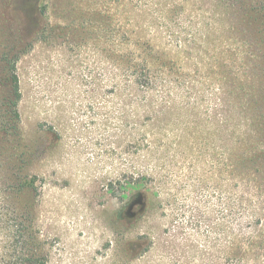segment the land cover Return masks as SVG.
Returning <instances> with one entry per match:
<instances>
[{
    "label": "rangeland",
    "instance_id": "1",
    "mask_svg": "<svg viewBox=\"0 0 264 264\" xmlns=\"http://www.w3.org/2000/svg\"><path fill=\"white\" fill-rule=\"evenodd\" d=\"M0 264H264V0H0Z\"/></svg>",
    "mask_w": 264,
    "mask_h": 264
},
{
    "label": "trees",
    "instance_id": "2",
    "mask_svg": "<svg viewBox=\"0 0 264 264\" xmlns=\"http://www.w3.org/2000/svg\"><path fill=\"white\" fill-rule=\"evenodd\" d=\"M44 7V14H45ZM42 9V11H43ZM19 59L20 57H13L11 59H7L5 62V70L7 74V82L9 87V99L8 104L5 108V112L8 118V124L12 129H18V123L21 120V111L20 104L23 99V93L21 88V80L19 75ZM32 187L34 186V182H32Z\"/></svg>",
    "mask_w": 264,
    "mask_h": 264
}]
</instances>
